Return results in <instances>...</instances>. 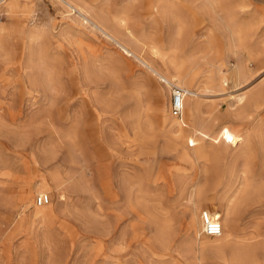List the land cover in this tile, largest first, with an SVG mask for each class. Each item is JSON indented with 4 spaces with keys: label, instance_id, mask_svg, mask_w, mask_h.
<instances>
[{
    "label": "rangeland",
    "instance_id": "obj_1",
    "mask_svg": "<svg viewBox=\"0 0 264 264\" xmlns=\"http://www.w3.org/2000/svg\"><path fill=\"white\" fill-rule=\"evenodd\" d=\"M9 1L0 0V264H264V0H224L226 29L215 27L208 46L169 52L200 74L205 130L188 113L175 115L187 127L170 128L156 101L164 92L172 104L164 82L56 0ZM150 9L139 0L129 13L160 31L166 50L169 22L151 23ZM179 15L186 34L201 32L187 9ZM228 26L246 35L252 79L204 89L209 46L217 65L238 62ZM54 171L60 188L45 182ZM24 188L25 207L9 202ZM39 190L51 194L52 218L35 215ZM204 210L220 235L202 233Z\"/></svg>",
    "mask_w": 264,
    "mask_h": 264
},
{
    "label": "bare ground",
    "instance_id": "obj_2",
    "mask_svg": "<svg viewBox=\"0 0 264 264\" xmlns=\"http://www.w3.org/2000/svg\"><path fill=\"white\" fill-rule=\"evenodd\" d=\"M56 1L64 6L69 14H75L76 17L83 22L85 27L90 28L105 39L109 40L121 53L137 59L145 68L164 82V90L167 91L168 95L172 94L175 85L182 87L184 90L182 114L188 113L189 117L195 119L196 124L202 130L208 128L209 123L213 120L209 116L206 118L205 115L209 114V112L203 108L202 101L199 99L200 93L198 90L200 89V86L196 87V83L198 82L200 74L198 72L183 70L182 65L177 62V59L169 56V52L177 53L180 49L179 44L183 41L193 44L194 47H199L201 45L208 46L209 38L215 34V27H224L226 29V4L224 0H147L148 5L151 7L149 11L151 23L156 21L158 16L166 18L169 22V32L167 35V41H165L167 47L166 50L159 45V41L163 37L160 34V31L153 30L152 27L139 28L138 25L141 22L140 18L129 13L130 7L139 0H123L124 3L121 8H116L114 6L115 13L110 10L113 5V0ZM7 4L10 8L26 6V3L22 0H10ZM183 8L187 9L190 14L193 15L196 26H199L201 32L195 30L187 34L185 33V23L179 15ZM206 21H209L212 27L206 24ZM195 35H197L199 43L196 41L194 37ZM223 35L229 43V49L233 50L238 62L237 64H232L230 68H227V61L224 59L222 63L217 65L215 63V58H218L219 56L214 49L209 46L207 54L214 55V58L206 60V64L199 70L200 73L206 77V80L201 82L203 83L204 89L213 87L215 84L223 86L228 85L229 82L234 84L237 83L236 85H245L252 79V74L250 73L242 52V43L246 40V35L240 30H235L232 26H228L227 32L225 31ZM194 41L196 42L194 43ZM147 49L154 58L158 57L161 59L165 64V69L156 66L146 57L144 51ZM207 56L206 58H208ZM205 73L210 74L205 75ZM43 76L47 85L51 86L50 73L46 70L43 72ZM156 96L158 108L161 111H167V122L170 128L176 129L179 127V129H184L187 127V121H185L184 116L179 118L172 114L169 108L171 102L167 95L164 92H158L156 93ZM253 104V99L249 100L247 103L248 106ZM195 152V155L197 156L196 158L201 157L202 159L203 157H206L203 148H197ZM237 177L239 178V176ZM240 178H242V175ZM49 181L54 183L57 188L64 185V180L60 177L58 171H54L45 179L46 183ZM45 191L46 190H39V193ZM32 197L33 191L29 188H24L20 191L18 197L16 196L14 198L10 195L8 199L9 202H15L17 205L25 207L27 203L32 200ZM34 203L39 207L36 210V216L42 217L44 220L52 218L55 215V210L52 205H50V202L38 205L35 197ZM202 233L208 236H218L222 231L215 235L207 234L202 227ZM236 251L237 250H235V252ZM234 254L239 257V259H242V255L245 254V251L244 253Z\"/></svg>",
    "mask_w": 264,
    "mask_h": 264
},
{
    "label": "built area",
    "instance_id": "obj_3",
    "mask_svg": "<svg viewBox=\"0 0 264 264\" xmlns=\"http://www.w3.org/2000/svg\"><path fill=\"white\" fill-rule=\"evenodd\" d=\"M183 95L184 90L182 87L175 85L172 91V104H171V112L173 115H180L182 113L183 106ZM51 201V194L49 192H41L36 196V202L38 205H43ZM203 230L207 234H219L223 225L219 218H215L212 216L210 212L204 210L203 213Z\"/></svg>",
    "mask_w": 264,
    "mask_h": 264
},
{
    "label": "crops",
    "instance_id": "obj_4",
    "mask_svg": "<svg viewBox=\"0 0 264 264\" xmlns=\"http://www.w3.org/2000/svg\"><path fill=\"white\" fill-rule=\"evenodd\" d=\"M50 193V192H49ZM51 200H52V198H51ZM47 204V203H46Z\"/></svg>",
    "mask_w": 264,
    "mask_h": 264
}]
</instances>
